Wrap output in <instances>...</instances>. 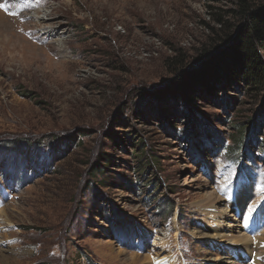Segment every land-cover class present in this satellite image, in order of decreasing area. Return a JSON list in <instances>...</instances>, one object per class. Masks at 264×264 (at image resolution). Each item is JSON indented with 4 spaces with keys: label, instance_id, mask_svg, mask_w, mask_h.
Here are the masks:
<instances>
[{
    "label": "rangeland",
    "instance_id": "rangeland-1",
    "mask_svg": "<svg viewBox=\"0 0 264 264\" xmlns=\"http://www.w3.org/2000/svg\"><path fill=\"white\" fill-rule=\"evenodd\" d=\"M0 1V264H227L233 249L264 264L259 213L250 227L238 214L255 195L264 204V89L219 56L225 83L211 94L186 108L150 96L179 83V58L202 68L207 5H229L16 0L11 12ZM102 154L103 175L92 172ZM210 194L219 217L205 214Z\"/></svg>",
    "mask_w": 264,
    "mask_h": 264
},
{
    "label": "trees",
    "instance_id": "trees-1",
    "mask_svg": "<svg viewBox=\"0 0 264 264\" xmlns=\"http://www.w3.org/2000/svg\"><path fill=\"white\" fill-rule=\"evenodd\" d=\"M206 2L213 6L229 5L230 8H228L226 11H222L221 7H209V5H207V7L214 12L213 16L216 25L215 27L208 26L211 34L209 37V42L206 44V46H203L199 49L198 57L195 59L196 62H203L202 68L188 73L184 69V60L179 58L178 62L175 63L176 66H179V70H177V73L180 74L179 79L177 80L179 83L173 85L170 89L157 94L156 96L155 94H149L150 96L154 95V97H158V99H160L167 95L168 97L179 99L182 105H185L186 108L189 99H192L200 92L204 94H211L216 87L217 81L223 84L225 83L223 76L219 77L217 74L219 67L218 65L220 63L218 60L220 58L219 56H222L229 61L226 65L228 73H232L233 75L240 73L247 85L264 89V62L260 56L261 52L264 50V5H261L262 1L206 0ZM233 33H237L235 37V43L232 44V47H229L230 49L223 53L222 48L228 43L227 40ZM221 53L223 54L221 55ZM231 67H233L235 70L229 69ZM141 95H144V93H141ZM188 114L186 110L183 115L185 117V115L188 116ZM192 127H196L195 130L198 129L203 132V134H207V136L209 135L206 130L204 131L205 127L203 126L200 127L197 126L196 123H193ZM192 127H189V132L192 131L191 134L197 136L199 132L191 130ZM253 127H255V124ZM253 137L254 135H252V138ZM252 141L256 142L254 140ZM139 146L140 151L137 154L141 155V158H149L148 155L145 156L141 153L142 150L145 149V146L143 144H140ZM218 146L219 148L222 146L224 147V145L222 143L220 144V142L218 143ZM240 147L241 146L238 145L236 151H233L232 154L230 153V155L237 154L236 159H240L242 157L238 155L242 152ZM16 148L17 147H14V150H16L15 152H18ZM38 148L39 145H37V148L35 149L37 150ZM22 150L24 151L25 148ZM134 159L138 160L139 157H134ZM97 160V164L94 166L92 172L96 171L98 174L103 175L105 174L106 168L100 163L108 162V158L106 155L102 154L97 158ZM136 164L142 166L143 161H140ZM149 188H151L150 196L155 195L154 197H157L158 189L155 187V185L150 183ZM124 228H128V226L125 225Z\"/></svg>",
    "mask_w": 264,
    "mask_h": 264
},
{
    "label": "bare ground",
    "instance_id": "bare-ground-1",
    "mask_svg": "<svg viewBox=\"0 0 264 264\" xmlns=\"http://www.w3.org/2000/svg\"><path fill=\"white\" fill-rule=\"evenodd\" d=\"M3 1V0H2ZM4 1H8V0H4ZM11 1V5H12V7H11V12H15V9L14 8H19V6H21L22 5V3L21 2H19V1H16V0H10ZM1 2V1H0ZM23 6V5H22ZM26 7V6H25ZM26 10V9H25ZM22 11V10H21ZM29 13V12H28ZM4 17L0 14V29L1 28H3V27H7V23H6V19L4 18ZM0 33H2V32H0ZM1 35V34H0ZM58 51L60 52L61 51V49H60V47L58 48ZM247 193V192H246ZM245 196H247V194H244ZM212 197V195L210 194L209 195V201L206 203V204H203L202 206H203V208H204V210L206 211L205 212V214H207L208 215V218H210L211 217V215H213V216H215V217H219L220 215L219 214H217L219 211L218 210H216V209H214V206H213V200L214 199H212L211 198ZM254 198H252L253 200H251L247 205L248 206H257V204H259L261 201L259 200V197L257 196V195H255V196H253ZM212 202V203H211ZM230 204V203H229ZM232 205V204H231ZM223 212L225 213V214H227V212H228V209L227 208H224L223 209ZM247 212H248V208L246 207V206H244L240 211H239V215H240V221H241V223L245 226V227H250V226H253V224H250V221L251 220H253V217H255L254 216V213H253V216H252V218L251 219H249L248 221H247V223H245V221H244V218H243V215H242V213L244 214V215H246L247 214ZM210 216V217H209ZM259 220H260V222H259V225H257V227H263L264 228V218H262L261 216L259 217ZM254 225H256V224H254ZM212 236L213 237H215V238H218V239H221V240H223V239H227V236H226V233H224V231L223 230H219L218 228L217 229H214L213 230V232H212ZM238 239L240 240V241H244V242H247L248 241V239L245 237V236H241L240 235V237H238ZM227 240H229V239H227ZM259 241H261V239L259 240ZM261 243V242H260ZM232 251V250H231ZM245 253V252H244ZM247 256V255H246ZM220 259H222V258H220ZM244 259V257H243V255L241 254V251L239 250V249H233V251H232V258H231V262L230 263H227V264H241L239 261H241V260H243ZM145 262H146V260H145ZM254 263V262H253ZM255 264H258V263H255Z\"/></svg>",
    "mask_w": 264,
    "mask_h": 264
},
{
    "label": "snow or ice",
    "instance_id": "snow-or-ice-1",
    "mask_svg": "<svg viewBox=\"0 0 264 264\" xmlns=\"http://www.w3.org/2000/svg\"><path fill=\"white\" fill-rule=\"evenodd\" d=\"M0 7H2V5H0ZM260 191H261V192H264V188H261ZM245 206L248 208V212H247L246 215H244V214L242 213L245 223H247V221H248L249 219L252 218L253 213H255V212H258L259 215H260L262 218H264V204L259 205V206H248V205L246 204ZM262 246H264V245H262Z\"/></svg>",
    "mask_w": 264,
    "mask_h": 264
}]
</instances>
